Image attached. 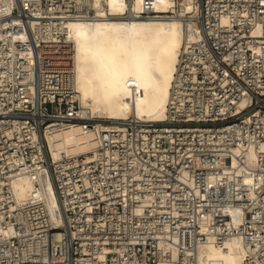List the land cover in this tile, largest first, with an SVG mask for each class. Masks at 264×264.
Listing matches in <instances>:
<instances>
[{
    "label": "built area",
    "instance_id": "built-area-1",
    "mask_svg": "<svg viewBox=\"0 0 264 264\" xmlns=\"http://www.w3.org/2000/svg\"><path fill=\"white\" fill-rule=\"evenodd\" d=\"M160 14L195 34L165 120L108 124L78 102L67 36L96 16L74 0H0V264H197L226 238L264 264V0ZM74 122L93 147L52 157L45 133ZM22 177L35 186L20 201Z\"/></svg>",
    "mask_w": 264,
    "mask_h": 264
},
{
    "label": "bare ground",
    "instance_id": "bare-ground-1",
    "mask_svg": "<svg viewBox=\"0 0 264 264\" xmlns=\"http://www.w3.org/2000/svg\"><path fill=\"white\" fill-rule=\"evenodd\" d=\"M77 9L95 18L66 23L74 48V82L78 102L108 124L127 118L162 122L178 55L186 40L195 37L189 24L167 19L160 13L192 12L195 0H74ZM31 21V25H34ZM106 124V125H108ZM49 153L78 154L94 141L77 123H65L46 132ZM233 166L236 161L233 160ZM46 207H57L49 179L41 178ZM35 184L22 177L12 183L18 200H24ZM236 222V221H235ZM249 244L226 238L221 246L211 243L198 249L197 264H243Z\"/></svg>",
    "mask_w": 264,
    "mask_h": 264
}]
</instances>
